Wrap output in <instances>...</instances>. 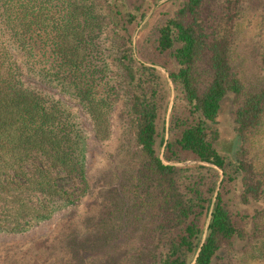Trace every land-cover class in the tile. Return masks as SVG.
<instances>
[{
	"label": "trees",
	"instance_id": "obj_1",
	"mask_svg": "<svg viewBox=\"0 0 264 264\" xmlns=\"http://www.w3.org/2000/svg\"><path fill=\"white\" fill-rule=\"evenodd\" d=\"M160 1L0 0V236L76 212L91 191L87 141H108L121 103L138 158L133 186L156 199L153 216L140 220L135 264H192L198 250L194 264L264 259V171L255 153L264 133V53L255 54L260 71L247 83L236 66L244 0H223L221 12L211 7L218 0ZM168 79L174 102L161 159ZM229 92L240 148L221 153L216 120ZM187 161L200 163L174 165ZM234 199L263 207L239 213ZM105 214L93 236L89 221L80 238L70 225L38 238L48 256L35 250L27 264L103 258L111 247Z\"/></svg>",
	"mask_w": 264,
	"mask_h": 264
},
{
	"label": "rangeland",
	"instance_id": "obj_2",
	"mask_svg": "<svg viewBox=\"0 0 264 264\" xmlns=\"http://www.w3.org/2000/svg\"><path fill=\"white\" fill-rule=\"evenodd\" d=\"M222 5L223 0H218L212 2L211 7L216 12H221ZM240 12L241 18L237 24L242 37L236 51V66L244 73L247 83H255L260 71L255 54L264 53V0H244ZM120 105L111 115L112 131L108 141L102 145L94 144L92 138L87 141L89 149L86 151V160L88 161V180L91 186L90 194L88 193L82 201L77 202L76 212L67 214L60 223L55 221L63 215L62 212L30 232L19 235H1L0 264H27L30 254H34L35 250H37L36 253H45L47 257L48 246L42 249V243L45 240L42 239L40 247L36 244V240L42 236L57 238L61 232H66L68 225L74 229L73 237L80 238L82 235H87L85 231L91 225L89 223L91 221L93 236L104 228L102 223L108 218L106 212L110 213V241L116 243H110L111 247L107 253L99 256L103 258H93L89 255L88 260L83 264H135L136 259L133 256L141 254L139 238L142 234L141 224L143 222L140 220L146 221L153 216L156 199L150 200L143 193L138 194V189L133 186L138 158L132 147L129 117L124 106L121 103ZM232 111L233 94L229 92L221 101L216 120L219 129L217 149L221 153L230 148L232 152H236L240 148ZM255 153L260 157L258 165L264 171V133L257 139ZM66 187L71 189L73 184L69 182ZM141 203L146 206H139ZM262 207L260 202L240 205L236 199L230 205L233 211L247 214H253ZM126 223L127 226L121 231L116 229ZM234 255L233 258L232 255L229 256L233 262L240 258L237 254ZM120 257L121 259H118ZM64 262H68V259ZM250 264H264V259L253 260Z\"/></svg>",
	"mask_w": 264,
	"mask_h": 264
},
{
	"label": "water",
	"instance_id": "obj_3",
	"mask_svg": "<svg viewBox=\"0 0 264 264\" xmlns=\"http://www.w3.org/2000/svg\"><path fill=\"white\" fill-rule=\"evenodd\" d=\"M166 1H167V0H162V1L159 2L158 5H160V4H162V3L166 2ZM155 9H156V7L153 8V9L149 12L148 16H147L146 19L143 21V23H142V25L140 26V28L137 30V32H136V34H135V37H136L137 33L139 32V30L141 29V27L147 22V20H148L149 17L152 15V13L154 12ZM135 37H134V39H135ZM157 69H158L159 71H161V72L164 73V70H163V69H161V68H157ZM166 76L168 77L167 74H166ZM168 82H169V86H170V88H171V99H170L169 106H168V109H167V114H166L164 144H163V147H162V150H161V154H160V158H161V159H163L164 151H165V148H166V145H167V141H168V128H169V121H170V115H171L172 106H173V102H174V90H173V86H172V84H171V82H170L169 79H168ZM199 163H200L199 161H189V162L178 163V164H174V165H175V166H178V167H184V166H192V165L199 164ZM212 167H213V166H212ZM222 177H223V176H222V172L220 171V180H219V182H218V185H217V188H216V193H215V195H214V198H213V201H212V205H211V208H210V212H209V215H208V218H207V221H206V225H205L204 230H203L202 243H203V241H204V239H205V236H206L207 227H208L209 220H210V213H211V211H212V206H213V204H214L215 197H216V195H217V191H218V189H219V186H220V182H221V180H222ZM202 243H201V246H202ZM198 254H199V250H198V252L196 253V256H195L194 261H193L192 264L195 263V260H196V258H197V256H198Z\"/></svg>",
	"mask_w": 264,
	"mask_h": 264
}]
</instances>
